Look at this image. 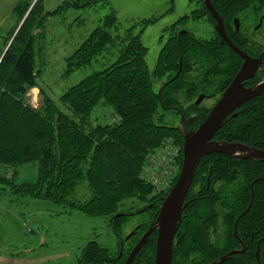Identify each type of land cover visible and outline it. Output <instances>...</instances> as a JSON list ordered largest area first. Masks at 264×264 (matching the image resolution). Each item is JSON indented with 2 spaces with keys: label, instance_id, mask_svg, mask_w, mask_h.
I'll list each match as a JSON object with an SVG mask.
<instances>
[{
  "label": "trees",
  "instance_id": "obj_1",
  "mask_svg": "<svg viewBox=\"0 0 264 264\" xmlns=\"http://www.w3.org/2000/svg\"><path fill=\"white\" fill-rule=\"evenodd\" d=\"M103 1L64 0L55 9L45 10L43 0H36L33 5L34 1L20 0L14 7L15 14L23 18L29 13L0 62V164L14 169L36 162L38 169L35 182H9L11 188L16 193L63 205L65 210L108 218L118 237V247L122 248L121 241L125 244L120 258V250L116 256L111 255L106 247L91 240L83 248L77 264L125 263L127 253L158 214L170 191L155 192L141 177L146 156L166 141L167 135H173L181 147L179 172L174 181L182 167L184 137L178 126L165 120L166 116L172 112L179 114L174 109L178 105L186 116L196 114L198 123L202 121L208 111L195 108V104L187 106L181 99L188 102L198 95L196 72L205 75L207 70L212 73L218 64L228 62L223 56L231 54L230 50L225 51L227 47L217 34L203 40L192 31L180 34L170 29L151 70L147 61L149 49L140 37L154 19L137 21L124 34L116 33L119 25L111 8L102 23L65 57L63 77L68 82L78 75L76 81L66 82L62 89L55 86L52 77H47L45 86L39 84L48 65V46L39 43L43 42L41 38L48 17L67 13L70 9L106 5L107 1ZM211 1L223 17L229 35L234 18L246 14L250 19H257L256 12L264 7V0ZM199 3L200 10L214 24L215 19L203 0ZM197 10L192 11L195 20L200 16ZM136 26H140V30L133 33ZM174 26L176 28L177 23ZM250 41L254 43L252 38ZM218 56L222 57L218 60ZM89 67L92 70L84 73ZM159 80L166 82L161 96L156 87ZM34 86H39L43 94V103L38 108L30 105L26 97L28 89ZM248 105V109L224 124L216 135L218 139L264 145V100L258 97ZM65 110H70V114ZM202 167L205 174H210V189L215 177L221 183L217 193L220 206H223L221 209H226L230 236L219 241L216 255L205 258L200 264L218 259L239 246L233 230L235 220H238L239 235L264 231V179L255 182L254 200L250 206V183L254 178L264 176V162L225 153L205 155L193 184ZM81 183H86L92 192L86 200L76 196ZM203 185L206 187V180ZM161 195L163 198L159 199ZM190 196L191 190L188 198ZM211 198L216 197L211 194ZM129 200L131 204L154 200L155 203L152 208L146 206L144 212L139 213L149 216L136 235L126 242L123 230L129 214L122 212L121 216H115L119 211L140 209V204L123 208ZM211 208L216 209V204ZM243 212L245 214L239 218ZM192 222L196 233L199 229L196 214ZM156 240L157 233L154 232L132 264H154ZM248 241L250 246L246 254L235 253L221 264H264V239L260 242L259 257V239L249 238Z\"/></svg>",
  "mask_w": 264,
  "mask_h": 264
},
{
  "label": "rangeland",
  "instance_id": "obj_2",
  "mask_svg": "<svg viewBox=\"0 0 264 264\" xmlns=\"http://www.w3.org/2000/svg\"><path fill=\"white\" fill-rule=\"evenodd\" d=\"M19 1L0 0V62L29 13L28 11L23 18L15 14L14 7ZM31 1H34L33 5L36 0ZM63 1L43 0L45 10H53ZM104 1H107L106 5L70 9L67 13L48 17L41 38L43 42L39 41L40 44L48 46L46 52L48 65L39 79V84L45 86L44 82H47V77H52L51 81L55 82V86L59 85L61 89L63 88L62 85L67 82L63 77L65 57L87 38L96 26L102 23L111 8L115 11L118 20L119 30L116 33L124 34L137 21L154 19L142 31L140 37L142 43L149 49L147 61L151 70L156 65L170 29L178 30L180 27H186L203 40L215 36L214 26L208 15L200 10V0ZM193 9H199L197 11L200 16L197 20L193 18ZM251 21L253 24L257 23L255 18ZM175 23H177L176 28L173 27ZM112 28L115 32L114 27ZM139 30L140 26H136L133 28V33H138ZM253 37L256 38V36ZM225 51L228 50L225 49ZM91 70L92 68L89 67L83 71L89 73ZM77 78L78 75H74L67 83H74ZM156 87L158 88V85ZM55 89L58 88L55 87ZM26 97L27 102L35 108L43 103L42 90L36 102L32 87L28 89ZM211 103V100L204 102L206 105ZM65 111L69 114L71 112L70 110ZM108 112L111 113V110ZM165 120L169 124L176 125L179 114L172 112L166 116ZM165 139L179 144L173 135H167ZM37 170L36 162L22 164L14 169L0 164V264H77L83 248L91 240L102 244L111 255L116 256L120 247H118L117 237L108 218L90 216L77 210H65L67 208L63 205L16 193L11 188L9 182L17 184L25 181L35 182ZM176 180L168 189L174 186ZM91 194L86 183L79 184L76 190V196L79 199L86 200ZM131 202L126 201L123 208L140 204L136 201L133 202L134 204ZM150 202L155 203V200L142 202L138 207L144 206L145 208ZM126 211L133 212L134 210ZM120 212L124 211H119L115 217ZM142 217L145 216L137 213L128 216V219L124 221L123 235L127 236Z\"/></svg>",
  "mask_w": 264,
  "mask_h": 264
},
{
  "label": "flooded vegetation",
  "instance_id": "obj_3",
  "mask_svg": "<svg viewBox=\"0 0 264 264\" xmlns=\"http://www.w3.org/2000/svg\"><path fill=\"white\" fill-rule=\"evenodd\" d=\"M203 3L205 4L204 0H203ZM255 15L257 16V23L253 24L251 19L249 18V16H247L246 14H243L240 17L234 18L233 26H230L231 35H229L227 30H226L228 37L232 40V42L236 46H238L242 51L247 53V55H249L252 59H255V61L260 59V63L259 62L253 63L254 68H255L253 75L248 76L242 80L244 87L255 86L264 80V34H262V33H264V7L260 11L256 12ZM216 25H217V20L215 19V23L213 24L215 34H217L221 38V43H223L227 47V50H230V52H231V54H228L226 57L223 56V58L228 59V62L226 64L225 63L218 64L217 68L212 73L207 72V70H206L205 75L201 74L200 71L196 72L198 75L197 76V78H198L197 82H198V87H199L198 95L193 100L188 101V102H185V98L181 99L182 103L184 102L185 105L190 106L192 104H195L196 105V106H194L195 108L203 110V111H208V114L211 111V109L221 99V97L223 96V94L227 90V88L231 85V83L233 82V80L235 79L237 74L240 72V70H241V68L245 62V58H243L239 53H237L233 48H231L227 44V42L223 41L222 37L220 36L219 32L216 29ZM224 25H225V23H224ZM225 29H226V27H225ZM177 31L180 34H187L190 30L186 27H180V28H178ZM194 35L196 36V34H194ZM253 36H256V38H254ZM197 38H199V37H197ZM250 38H252L254 40L253 41L254 43H252V41H250ZM220 57H222V56H218V60L220 59ZM164 83H166V82L159 80V83H158L159 89L162 86V84H164ZM258 97H260L261 100L262 99L264 100V93H262L261 95H258L256 97H253V98L249 99L248 101L243 102L238 107H236L235 110H233L227 116L224 124L230 118L237 116L240 111H242L244 109L245 110L248 109L250 107V105H248V104L252 100H254ZM208 100H211L212 103L210 105L204 104V102H206ZM174 109H176L179 112V120L177 121V124L175 125V126L179 127L180 123L182 121L183 108L181 106L176 105V106H174ZM185 117H186L187 121L189 119L195 117L193 122H189L186 125L187 129L195 130L201 125V123L205 120V118L207 116L202 121H200L199 123H198L199 119H198V116L196 114L188 115V116L185 115ZM224 124H223V126H224ZM180 131H181V129H180ZM218 131L215 133L213 139L219 140V141H227L224 139H218L217 138L216 135H217ZM181 133H182V131H181ZM228 142L241 143V144H245V145L250 146V147H256V148H259L261 150H264V145L248 144V143L241 142V141H229L228 140ZM259 142H261V141H256L255 143H259ZM210 154H212V153H210ZM210 154H207V155H210ZM237 158H245V159H249L252 161L264 162V160H260L254 156L237 157ZM209 169L212 170L213 168L210 166ZM200 171L201 172L199 173V175L197 177V181L195 182V184L192 183L193 189H191L192 186L190 188L191 196L188 198L189 193H190V190H189L187 198H186V205H185L184 210H183L182 220L178 226V229H177V232L175 235V239H174V252H173L172 264H200V263H202V261L205 258H210V257L216 255L218 253L219 241L221 239H225V238L230 236V230L227 228L228 222L225 219L226 218V214H225L226 209H221V207H223V206H220L221 200L219 199V194L217 193V189L219 187H221V183L218 182L219 179L217 177H215L213 187L210 189V174L207 175V172L205 174L206 170L203 167L201 168ZM241 179L242 178L239 177V181ZM259 179H264V176H260V177L258 176L256 178H254L252 180V182L250 183V187H251V191H252V199H251L252 203L254 200L253 191L255 194L254 184ZM205 180L207 181L206 187H204V185H203ZM193 182H194V180H193ZM211 194H213L217 199L216 198L212 199ZM162 198H163L162 195L159 196V199H162ZM195 199H196V201H195ZM192 200H194L195 202H191ZM251 201H250V203H251ZM215 204H216V209L211 208V205H215ZM149 207L150 208L153 207L152 202L149 203ZM144 209L145 208L143 206L142 208L137 210L136 211V212H138L137 214L143 213ZM136 212L133 211V212H123V213L129 214L128 216H132V215H135ZM123 213L120 212L119 216H121ZM158 213H159V211H158ZM195 214H196L197 219L199 221V226H198L199 229L196 233H194V226H193V222H192V218ZM148 216L149 215L142 217L141 220L128 233V235L124 236V240H126V242L129 241L130 238H132L134 235H136V233L140 229L142 223L145 222V218ZM157 217H158V214H156V216L150 222L149 226L139 236L138 240L134 243L131 250L127 253L126 260L129 256V254L131 253L132 249L134 248V246L139 242V240L147 232V230H149V228L152 226L153 222L157 219ZM235 223H236V220L234 222V228H233L234 236L239 240V246L237 248H234V249L241 250L240 252H237V253L246 254L248 252L249 246H250V242L248 241L249 238L254 239L257 237L259 240L264 239V231H256L255 230L254 232L253 231L250 233L246 232L242 235H239L237 227H235ZM110 225L113 228V225L111 223H110ZM113 231H114V229H113ZM154 232H156L157 236H158V229L156 228L149 235V238ZM114 234H115V232H114ZM115 236H116V234H115ZM149 238H148V240H149ZM93 241H95V240H93ZM180 241H181V243H180ZM117 244H118V237H117ZM156 244H157V240H156ZM121 246H122V248L120 249V253H119L120 258L124 254L123 248L125 247V244L123 241H121ZM257 249H258V241H257ZM260 249L261 248L259 247V250ZM155 255H156V246H155ZM218 259H215V260L213 259V260L207 261L203 264H210V263H212ZM126 260H125V262H126ZM154 264H155V261H154Z\"/></svg>",
  "mask_w": 264,
  "mask_h": 264
},
{
  "label": "water",
  "instance_id": "obj_4",
  "mask_svg": "<svg viewBox=\"0 0 264 264\" xmlns=\"http://www.w3.org/2000/svg\"><path fill=\"white\" fill-rule=\"evenodd\" d=\"M205 5L211 12L212 16L217 20L216 29L222 37L223 41L239 53L245 62L237 74L231 85L224 92L218 103L211 109L205 120L195 130L187 129V124L193 122L195 117L186 120L182 113V121L180 129L184 137L183 143V164L174 186L166 195L159 209L158 217L152 226L141 237L139 242L134 246L124 264H131L136 255L139 253L143 245L147 242L149 235L154 229H158L155 264H172L174 252V239L178 226L182 220V214L186 205V198L192 186L199 163L204 155L210 153H225L232 157H249L254 156L260 160H264V150L256 147H250L245 144L219 141L213 139L215 133L223 126L227 116L235 110L236 107L249 99L264 93V80L252 87H244L242 80L253 75L255 68L253 63H260V59H252L247 53L236 46L228 37L224 25V20L213 5L211 0H204ZM25 19V18H24ZM7 51V49H6ZM165 86V83L159 89V96ZM34 100L36 102L38 94L41 92L37 86L32 87ZM162 103V101H161ZM254 195V191H253ZM254 197V196H253ZM252 205V201L250 206ZM246 212V211H245ZM243 212L239 218L245 214ZM238 220L235 223L237 227ZM260 242H258L257 256H259ZM241 250L233 249L222 255L218 260L210 264H220L226 261L232 254Z\"/></svg>",
  "mask_w": 264,
  "mask_h": 264
},
{
  "label": "built area",
  "instance_id": "obj_5",
  "mask_svg": "<svg viewBox=\"0 0 264 264\" xmlns=\"http://www.w3.org/2000/svg\"><path fill=\"white\" fill-rule=\"evenodd\" d=\"M181 147L170 140L150 151L142 167L141 177L155 192H163L171 187L179 172Z\"/></svg>",
  "mask_w": 264,
  "mask_h": 264
}]
</instances>
